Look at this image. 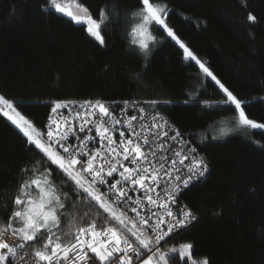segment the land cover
<instances>
[{
	"label": "trees",
	"instance_id": "trees-1",
	"mask_svg": "<svg viewBox=\"0 0 264 264\" xmlns=\"http://www.w3.org/2000/svg\"><path fill=\"white\" fill-rule=\"evenodd\" d=\"M58 2L79 4L97 18L107 0ZM120 3L124 9L136 7V0ZM160 3L166 4V23L177 37L246 102L250 119L264 123V0ZM157 27L145 59L126 35L123 18L103 26L105 45H100L85 26L51 9L48 0H0V95L39 131L55 102L100 100L113 108L127 102L160 112L175 129L192 135L209 166L206 178L180 197L198 221L167 246L190 243L193 259L209 264H264V129L238 126L233 112L215 106L204 114L205 100L215 105L223 96L219 86L195 62L185 61L183 50ZM151 100L160 102L156 109L146 103ZM221 128L226 135H220ZM39 160L37 150L0 116V201L11 202L24 178L21 169L38 166ZM76 208L69 204L61 231L97 218L95 208Z\"/></svg>",
	"mask_w": 264,
	"mask_h": 264
},
{
	"label": "snow or ice",
	"instance_id": "snow-or-ice-1",
	"mask_svg": "<svg viewBox=\"0 0 264 264\" xmlns=\"http://www.w3.org/2000/svg\"><path fill=\"white\" fill-rule=\"evenodd\" d=\"M48 6L75 24L86 26L88 35L100 45H105L103 26L120 23L123 18L126 35L145 59L152 51L154 31L160 32L157 26H162L163 33L183 50L184 60L195 62L199 72L210 77L223 94L215 105L205 100L202 112L208 115V109L215 106L233 112L238 126L264 129V123L246 115V102L177 37L166 23L168 8L160 0H136L133 9L122 8L120 0H107L97 18L79 4L83 15L69 11L58 0H48ZM247 19L256 18L249 14ZM191 102V98L184 100L185 104ZM146 103L156 109L160 102ZM169 103L164 101L165 106ZM69 105L76 106L73 101L55 102L51 113L56 118L49 116L47 131L42 132L11 100L0 95V116L18 129L30 150L34 148L40 155L38 166L21 169L24 178L11 202L0 201V264H209L206 258L193 259L190 243L167 246L172 234L196 220L189 208L177 214L173 206L184 189L204 180L209 171L198 147L191 143L192 135L175 129L158 111L153 112L150 124L141 122L137 130L132 123L137 115L116 118L115 108L97 100L78 105L75 119L79 132L94 129V135L80 137L73 131L70 115L60 111ZM126 109L127 102L120 110L122 117L127 115ZM139 112L143 121L144 109ZM118 125L126 127L127 134ZM117 131L118 141L114 138ZM226 134L227 129L221 128L220 135ZM97 138L99 147H95ZM159 151L165 153L160 158L163 162L156 159ZM130 193L138 195L133 198ZM70 203L77 212V204L95 208L97 218L61 231Z\"/></svg>",
	"mask_w": 264,
	"mask_h": 264
},
{
	"label": "built area",
	"instance_id": "built-area-1",
	"mask_svg": "<svg viewBox=\"0 0 264 264\" xmlns=\"http://www.w3.org/2000/svg\"><path fill=\"white\" fill-rule=\"evenodd\" d=\"M83 102H84V101H83ZM83 102H78L77 104H81V103H83ZM140 108H143V109H144V115H145V118H144L143 121H140V120H139V116H140L139 109H140ZM121 109H125V105H124V106H121V107H117V108H115V110H116V111H115V117H116V118H120V119H127L128 116H131V115H133V114L137 115V117H138L137 121H133V122H132L133 125L136 126L137 130H139V123H141V122H143V123H149V124H150V122H151V118H152V114H153V112H154L153 110H150L149 108H147V107H145V106L137 105V106L133 107V106H131V105H128V106H127V109H126L127 115H125V116L122 117V116H121V111H120ZM60 111H61V113H63L65 116H69V115H70V117L72 118V127H73V131L76 132V133H79L80 137H84L85 135H90V136H91V135H94V129H93L91 132H89V131H87V130H86L84 133H80V132H79V128L76 126L77 123H78V121L75 119V113H76L77 111H80L79 108H77L75 111H71V110H69V108H68V109H62V110H60ZM49 116H53V118H56V114H52L51 111H50V113H49ZM49 116H48V118L46 119V122L44 123V127H43L42 132H46V131H47V124H48ZM109 123H111V121H109ZM90 127H91V124H90ZM117 128H119L120 130L125 131L126 134H127V132H128V129H127L126 127H122V126L118 125ZM114 138L117 139V141L119 140V132H118V131L115 132V134H114ZM73 139H74V138H73ZM90 146H91V145H90ZM95 147H99V141H98V138H97V140H96ZM148 150H149V149H148V146H145V151H148ZM164 155H165V153H164L163 151H159V152L157 153V157H156V159H157V160H160V158H161L162 156H164ZM169 155H170V154H169ZM149 159H153V158H152L151 156H149ZM160 162H163V161L160 160ZM197 182H198V181H197ZM197 182H195V183H197ZM195 183H194V184H195ZM184 190H185V189H184ZM182 193H183V191H182ZM182 193H181V194H182ZM130 195H132L133 198H135V196L138 195V194H136V193H130ZM180 197H181V195H180ZM180 197H179V199H178L177 204L173 206V211L176 212L177 214H179V212H180L183 208L186 207L185 205H183V204L180 202ZM133 215H134V214H133ZM197 221H198V218L196 217V220L193 221L192 224L196 223ZM192 224H190V225L187 226L186 228H182V229L177 230V232L174 233V234H172L171 237H173V236L177 235L178 233L184 231L185 229L189 228ZM171 237H170V238H171ZM170 238H169V239H170ZM169 239H168V240H169ZM26 250H27V251H31L30 249H26ZM191 253H192V249H191ZM29 264H30V261H29Z\"/></svg>",
	"mask_w": 264,
	"mask_h": 264
},
{
	"label": "rangeland",
	"instance_id": "rangeland-1",
	"mask_svg": "<svg viewBox=\"0 0 264 264\" xmlns=\"http://www.w3.org/2000/svg\"><path fill=\"white\" fill-rule=\"evenodd\" d=\"M66 7H67V9L69 10V11H71V12H73V13H78V14H80V15H83V13H79V8L77 7V5L76 4H74V3H66V4H64ZM54 10V9H53ZM58 14H60V15H63V14H61V13H58ZM63 16H65V15H63ZM65 17H67V16H65ZM67 18H69L70 19V17H67ZM86 27V26H85ZM161 28H162V26H160ZM91 38H93V37H91ZM94 39V38H93Z\"/></svg>",
	"mask_w": 264,
	"mask_h": 264
},
{
	"label": "bare ground",
	"instance_id": "bare-ground-1",
	"mask_svg": "<svg viewBox=\"0 0 264 264\" xmlns=\"http://www.w3.org/2000/svg\"><path fill=\"white\" fill-rule=\"evenodd\" d=\"M75 107L73 106V105H69V110H71V111H75L77 108H78V105L79 104H77L76 102H75ZM119 107H121V106H119ZM115 108H117V107H115Z\"/></svg>",
	"mask_w": 264,
	"mask_h": 264
}]
</instances>
